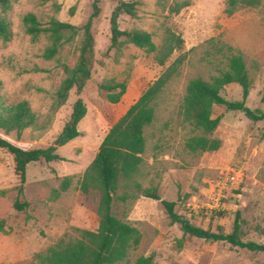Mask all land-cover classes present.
I'll return each instance as SVG.
<instances>
[{
  "label": "rangeland",
  "instance_id": "374dc122",
  "mask_svg": "<svg viewBox=\"0 0 264 264\" xmlns=\"http://www.w3.org/2000/svg\"><path fill=\"white\" fill-rule=\"evenodd\" d=\"M94 1L12 3L14 36L8 42L0 39L2 93L9 102L27 100L38 114L50 117V122L44 129L26 128L20 135L3 129L0 134L24 146L47 147L62 132L78 97L83 98L87 113L78 125L80 135L58 148L64 160L28 165L21 198L28 205L23 210L14 206L20 185L14 156L0 148V264H37V254L64 236L77 235L76 228H97L99 191L84 194L79 181L113 124L174 63L177 71L153 102L155 118L145 127L146 149L133 182L156 188L163 199L176 202L179 214L205 229L231 232L239 210L243 239L264 243V120L253 121L240 110L216 105L213 116L221 120L212 136L222 141L221 147L193 153L185 143L200 131L184 123L180 115L189 81L198 76L209 80L226 69L228 46L243 55L252 80L246 105L264 110V0L232 13L226 0H126L136 1L137 15H122L121 29L150 32L158 48L170 31L184 39L165 65L158 64L156 52L132 43H126L121 52L110 48V21L118 0H101V13L92 29L91 79L80 95L73 88L67 102L55 111V92L66 77L64 65H74L83 30L48 60L43 53L50 44L49 34L42 32L33 38L26 31L24 16L34 13L42 27L52 19L82 27ZM183 3L187 5L175 11ZM105 80L126 81L127 91L118 103H111L100 89ZM225 95L240 100L242 88L230 84ZM65 176L72 178V184L56 197L55 190ZM127 189L138 196L136 190ZM114 213L141 234L140 243L115 264H134L138 257L151 253L156 264H264V252L184 234L158 200L144 196L127 203L116 200Z\"/></svg>",
  "mask_w": 264,
  "mask_h": 264
},
{
  "label": "trees",
  "instance_id": "16d2710c",
  "mask_svg": "<svg viewBox=\"0 0 264 264\" xmlns=\"http://www.w3.org/2000/svg\"><path fill=\"white\" fill-rule=\"evenodd\" d=\"M14 1L17 0H0V39L5 42L12 40L14 36L10 19ZM100 1L93 2L92 13L82 27L58 19H52L49 26L42 27L34 13L24 16L26 31L33 38L42 32L49 34L50 44L43 53V57L48 60L58 54L63 43L72 41L78 32L83 30V37L77 46L74 65H64L66 77L55 92L53 105L55 111L67 102L73 88L80 95L88 80L91 79L95 58V38L92 29L94 20L101 13ZM261 1L226 0L230 13L239 8L258 6ZM186 5V3L176 5L175 11H180ZM125 14L132 17L137 15L136 1L118 0L114 7L110 21V48L121 52L126 43H132L148 52H156L158 64L165 65L172 53L182 46L184 39L172 31L167 34L162 46L158 48L150 32L142 29H121L119 18ZM226 58L227 68L221 70L218 75L209 80L200 76L195 77L186 87L180 115L184 123L200 131L199 134L190 136L185 143L187 149L193 153L215 151L221 147L222 141L212 136L221 120L220 117L213 116L216 105L240 110L253 121L264 120V110L252 109L246 105L252 80L243 55L240 52H234L233 47L228 46ZM176 71L175 63L169 66L113 124L103 138L96 156L80 179L79 188L84 194H89L93 190L99 191L97 228L94 230L76 228L77 235L64 236L45 252L37 254V264H115L124 260L129 249L140 243L141 234L136 226L114 213V204L116 200L127 203L130 199L140 196L160 201L171 222L180 224L184 234L209 241H224L251 251L264 252V243L243 239L239 210L236 212L231 232L205 229L179 214L176 211V202L163 199L156 188H143L140 183L133 182V177L143 162L142 155L146 149L145 127L150 125L155 118L156 111L153 102ZM230 84H237L242 88V99L230 100L226 97L225 89ZM2 88L3 83L0 80V129L7 133L16 131L20 135L26 128L44 129L47 127L50 117L45 118L38 114L27 100L9 102L2 93ZM100 89L107 93V98L111 103H118L127 91V83L126 81L105 80L100 84ZM262 100L264 102V94ZM86 113V104L82 97H78L62 132L54 143L47 147L24 146L0 134V148L14 156L15 171L20 178L18 195L14 203L15 209L23 210L28 205L27 201L21 200L24 196L28 165L36 161L64 160L58 148L80 135L78 125ZM71 184L72 178L65 176L60 188L55 190V196L58 197L62 192L67 191ZM122 187L125 189L119 193ZM127 188L136 190L138 196L131 194ZM0 228H2L1 224ZM134 264H156L155 256L153 253L142 255L136 259Z\"/></svg>",
  "mask_w": 264,
  "mask_h": 264
},
{
  "label": "water",
  "instance_id": "95a60500",
  "mask_svg": "<svg viewBox=\"0 0 264 264\" xmlns=\"http://www.w3.org/2000/svg\"><path fill=\"white\" fill-rule=\"evenodd\" d=\"M95 81V79H93Z\"/></svg>",
  "mask_w": 264,
  "mask_h": 264
}]
</instances>
